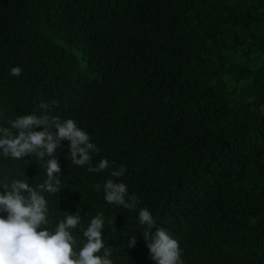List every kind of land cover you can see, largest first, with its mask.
<instances>
[{"label":"trees","instance_id":"obj_1","mask_svg":"<svg viewBox=\"0 0 264 264\" xmlns=\"http://www.w3.org/2000/svg\"><path fill=\"white\" fill-rule=\"evenodd\" d=\"M52 100L101 149L93 165L126 166L183 264H264V0H0V129ZM67 145L45 158L62 180L44 194L49 231L62 213L86 226L103 212L113 264H155L138 210L94 189L113 169L72 165ZM12 178L34 187L44 162L0 156V185Z\"/></svg>","mask_w":264,"mask_h":264},{"label":"clouds","instance_id":"obj_2","mask_svg":"<svg viewBox=\"0 0 264 264\" xmlns=\"http://www.w3.org/2000/svg\"><path fill=\"white\" fill-rule=\"evenodd\" d=\"M22 72V67L14 66L9 74L19 77ZM57 105L56 100L42 101L38 106L40 115L16 116L8 122L9 127L0 129V156L14 160L34 157L44 162L46 176L34 187H30L25 178H12L0 185L4 189L0 195V212L7 214L6 218L0 217V264H113V248L106 245L103 238V212L91 217L86 226L82 224L80 210L75 214L62 213L63 218L55 222L54 231H49L52 221L44 194L60 193L62 180L57 159L45 158L54 156L60 142H68L67 159L71 164L86 166L89 173L113 169L115 163L101 158L93 165V154H99L101 149L91 142L90 135L75 120L52 115ZM41 127L42 131H35ZM126 171V166L115 167L110 171L111 178L103 185H94V189L103 191L107 204L137 212L140 200L135 194L129 195L128 186L121 179ZM84 215L86 217L87 213ZM137 221L143 228L140 235L155 264H183L178 240L157 224L147 208H139ZM109 223L114 224V220ZM76 230L82 235V243L78 244L73 234ZM135 243L136 234L128 238L127 248L134 247Z\"/></svg>","mask_w":264,"mask_h":264}]
</instances>
